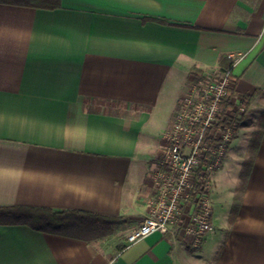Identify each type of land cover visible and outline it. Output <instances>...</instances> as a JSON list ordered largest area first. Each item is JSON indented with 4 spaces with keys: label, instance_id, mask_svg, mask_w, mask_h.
Wrapping results in <instances>:
<instances>
[{
    "label": "crops",
    "instance_id": "obj_1",
    "mask_svg": "<svg viewBox=\"0 0 264 264\" xmlns=\"http://www.w3.org/2000/svg\"><path fill=\"white\" fill-rule=\"evenodd\" d=\"M239 53L230 102L245 119L264 99V0L0 3V207L132 219L92 243L0 224V264H264V135L250 139L257 152L232 225L236 183L222 232L199 248L160 232L127 245L148 210L167 114L188 81Z\"/></svg>",
    "mask_w": 264,
    "mask_h": 264
},
{
    "label": "built area",
    "instance_id": "obj_2",
    "mask_svg": "<svg viewBox=\"0 0 264 264\" xmlns=\"http://www.w3.org/2000/svg\"><path fill=\"white\" fill-rule=\"evenodd\" d=\"M229 57V68L187 84L179 96L151 174L147 213L128 234L127 245L160 232L199 248L213 230L215 177L237 134L234 124L221 121L219 115L222 102L230 99L232 69L244 54ZM231 112L240 118L246 108L238 104Z\"/></svg>",
    "mask_w": 264,
    "mask_h": 264
},
{
    "label": "trees",
    "instance_id": "obj_3",
    "mask_svg": "<svg viewBox=\"0 0 264 264\" xmlns=\"http://www.w3.org/2000/svg\"><path fill=\"white\" fill-rule=\"evenodd\" d=\"M60 2L61 0H0V3L5 4L26 5L34 7L47 6L49 8L59 6ZM159 21L162 23L166 22L165 20ZM198 79H203V76H199ZM247 98L249 100L250 96ZM246 103H248V101H246ZM231 111L232 102H230V99L228 98L222 102L219 117L221 121L225 123L234 124L237 129L241 125L244 115L240 118L234 117ZM262 121H264V117ZM263 124L264 123H262L260 132H257L255 134L256 138H254V141L259 142V144L262 136L264 135ZM256 152L257 150L253 148L254 155L252 159L245 163L247 166L245 172V182L248 181L249 175L251 173ZM240 205L241 196L236 195L230 215V225L233 224L238 214ZM131 220V218H124L122 216H102L76 209H53L47 207L29 206L0 207V224L28 225L36 230L84 239L89 243L105 241V239L110 238L114 234L116 227L124 223H129ZM123 248L124 246L122 243H120L118 249L121 250Z\"/></svg>",
    "mask_w": 264,
    "mask_h": 264
},
{
    "label": "rangeland",
    "instance_id": "obj_4",
    "mask_svg": "<svg viewBox=\"0 0 264 264\" xmlns=\"http://www.w3.org/2000/svg\"><path fill=\"white\" fill-rule=\"evenodd\" d=\"M251 1V0H248ZM207 76H204V78ZM203 78V79H204ZM200 79L194 78L190 81H188L187 84H195ZM185 81V80H184ZM186 83V82H184ZM186 84V85H187ZM179 98V97H178ZM260 100V101H259ZM178 102V99H177ZM262 109L264 110V99L261 97L255 102H253L249 109H247V113L245 115V119L241 122V125L239 128H237V134L235 137V140L232 142L227 158L224 161L223 169L220 171V173L216 174L215 177V187L212 192V198H213V207H214V216H215V224L214 229L212 233H220L222 232L221 226L224 225L227 222L229 213H230V207L228 206V203L230 202V188L236 183V195L241 194L245 181H246V162L252 159L254 153L249 151L251 148L250 146V139L251 137L255 138V134L257 132H260L259 127V121H262L264 117V113H262ZM174 114L169 112L166 116V125L169 123H172ZM171 126V125H170ZM256 130V133L253 132ZM163 137V135H162ZM161 139V135H160ZM162 144V142H161ZM159 146V151L157 153V157L155 156L154 161L157 164L161 150L163 146ZM250 152L249 155L247 154L244 158V161H242V155ZM253 151V150H252ZM160 152V153H159ZM152 154V152H150ZM229 157V158H228ZM155 167V165H154ZM153 167V168H154ZM153 170V169H152ZM224 173H227L226 175ZM152 174V171H151ZM148 180L152 182V177L149 175ZM140 219L135 220V225H139ZM136 226V227H137ZM128 226H124L121 224L119 226L120 234L127 233L124 231ZM131 227V226H130ZM135 227V228H136ZM125 228V229H124ZM123 229V231H122Z\"/></svg>",
    "mask_w": 264,
    "mask_h": 264
}]
</instances>
